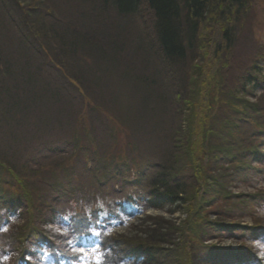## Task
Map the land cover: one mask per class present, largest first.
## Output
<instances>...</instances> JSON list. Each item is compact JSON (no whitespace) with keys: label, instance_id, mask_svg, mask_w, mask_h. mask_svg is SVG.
Listing matches in <instances>:
<instances>
[{"label":"trees","instance_id":"1","mask_svg":"<svg viewBox=\"0 0 264 264\" xmlns=\"http://www.w3.org/2000/svg\"><path fill=\"white\" fill-rule=\"evenodd\" d=\"M255 3L0 0V264H88L89 251L103 264H264L208 242L236 229L264 240V217L232 222L237 202L264 208V186L232 192L264 184V50L214 111L199 96L210 54L233 51ZM48 100L66 120L35 127L28 111ZM92 123L117 132L98 143L76 129ZM19 124L35 128V152L9 151ZM134 217L136 234H114Z\"/></svg>","mask_w":264,"mask_h":264},{"label":"rangeland","instance_id":"2","mask_svg":"<svg viewBox=\"0 0 264 264\" xmlns=\"http://www.w3.org/2000/svg\"><path fill=\"white\" fill-rule=\"evenodd\" d=\"M209 28L212 29L211 26H209ZM240 33H241L240 38L235 44V47L233 48L232 52L229 53L230 50L227 47L226 51L223 54L218 53L214 55V57L213 54H210L208 58L209 62L206 60L207 66L204 67L203 70H201L200 75H201V84L203 88L201 87V92L199 96L205 101L207 93H210V95L212 94L214 98V101L213 102L211 101L212 104L210 106V107L213 106L212 111H214L215 108H217V106L222 102V100L224 101V99L222 98L226 97L227 95L226 93L228 91L231 90L233 91L236 88L235 86L238 83L237 77L241 73H244L245 70L252 65L254 60H258L262 56V50H264L263 49L264 48V0H256L254 19L251 20L250 23L244 24ZM216 38L217 35L212 36L213 40H215ZM227 61H230L231 65L226 64ZM263 74H264V69L262 75ZM262 78L264 79V76ZM204 80L206 82H204ZM257 95L261 96L262 98L261 105L264 106V90H257L256 96ZM246 99L250 101V103L257 101L255 97L253 98L248 95L246 96ZM62 108H63L62 105L60 106L59 103L54 102L52 100L42 101L41 103L31 106V110L29 111L27 110L28 114L26 117H31L34 125L36 124L35 121L41 123L48 122L49 125V124H53L54 122L66 120L63 118L65 116ZM198 111L199 114L197 115V119L196 117L193 119L194 125L198 129L196 133H199L198 132L199 127H201L200 123L203 120V116H204L202 113V111H204L203 108H200V110ZM35 113H37V115ZM211 116H212V112H211ZM35 127H37V125H35ZM76 129L77 130L79 129V131L80 129H82L83 131H85V133L87 131L88 137L95 139V141H97L98 143L102 142V140L105 138L107 139L109 133L112 131V129L109 128L108 132L102 134V132L98 131L95 123H92L91 126H88V124L86 125L83 124L82 127L77 125ZM35 131H36L35 128H32L28 124L24 126H22V124L21 125L19 124V126L11 130H9L8 128V130L6 131V135L4 136L5 140L6 138H8V133H14V135H17L16 136L17 139L14 141L15 143L7 142L13 145L9 148V151L17 154V156H19L23 152L30 153L32 150H34L35 152L36 149L35 147L38 146L35 143L36 140L33 139V138H37V134L34 133ZM113 131H115V129ZM96 133H98L97 136ZM4 146L6 145L4 144ZM50 168L51 167H46V170H51ZM54 172L55 171H53V173ZM45 173H48V175ZM45 173H43V175L44 176L47 175L46 176L47 178H51L53 174L51 173V171ZM38 174H42V173L39 172ZM262 186H264V184L260 180L253 181L251 184H245L235 181L233 182L232 185V192L238 195L253 193L256 189ZM238 203H239V207H243L240 202H237V204ZM239 207L238 209L234 210V213L232 215L235 217V219L232 220L233 223H239L240 225H242V227L262 224V217H264L263 207H259V208H257V206L253 208L249 207L251 209V212L248 213L245 212L244 209H241ZM146 214L153 216L163 215L165 217H172L173 220L177 223H180L181 220L185 219L187 216V214L182 210L176 211L172 215H168V213L162 210L161 211L149 210L147 211ZM144 217L145 216H142L141 218ZM209 218L215 219L213 214H210ZM226 219H228V217ZM23 221L24 219L22 220V218H16L14 216L10 220V222L16 223L17 225L24 223ZM139 221H140L139 217L127 219L126 223H124L123 225H119L113 228L114 234L133 236L134 234H136L134 230L135 227L134 225H136V223H138ZM240 230L244 232V230L242 229H236L232 233L221 232V234H218V236L211 235L210 238H208L209 239L208 242L220 246L222 248L243 247L251 251L253 253L254 258L258 260H262L264 262V240L254 239L253 237L250 236V231L248 230L247 231L245 230L244 233H242ZM5 233H7V231H5ZM89 252H91L90 253L91 258L88 264H95L94 257L96 256V252L94 251H89ZM185 254L186 252L183 253V255L185 260L187 261L188 256L186 257Z\"/></svg>","mask_w":264,"mask_h":264},{"label":"snow or ice","instance_id":"3","mask_svg":"<svg viewBox=\"0 0 264 264\" xmlns=\"http://www.w3.org/2000/svg\"><path fill=\"white\" fill-rule=\"evenodd\" d=\"M95 264H103V261H102L101 256L98 255V256L96 257Z\"/></svg>","mask_w":264,"mask_h":264}]
</instances>
